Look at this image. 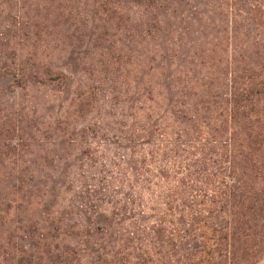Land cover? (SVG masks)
I'll list each match as a JSON object with an SVG mask.
<instances>
[{
	"label": "trees",
	"instance_id": "1",
	"mask_svg": "<svg viewBox=\"0 0 264 264\" xmlns=\"http://www.w3.org/2000/svg\"><path fill=\"white\" fill-rule=\"evenodd\" d=\"M114 74L126 190L95 251L48 150ZM0 264H264V0H0Z\"/></svg>",
	"mask_w": 264,
	"mask_h": 264
},
{
	"label": "rangeland",
	"instance_id": "2",
	"mask_svg": "<svg viewBox=\"0 0 264 264\" xmlns=\"http://www.w3.org/2000/svg\"><path fill=\"white\" fill-rule=\"evenodd\" d=\"M60 68H65L60 65ZM75 76V75H74ZM112 81H107L94 100L95 108L86 118L88 130L85 138L77 145L66 147H54L48 151L58 156L53 162V171H46L48 188H53L55 193H60V188L65 184L64 180H71L66 186L65 198L70 194H78L84 188L89 191L94 210L98 213L92 218V240L95 243L94 250L98 251L101 244L107 246L114 236L113 232L121 228V191L123 187V175L125 165L121 161V155L125 149L121 146V94L119 92L111 96L110 87L119 90L121 78L112 75ZM19 94H15L18 96ZM80 121L77 124H81ZM78 173L84 176L81 183ZM62 195V194H61ZM44 198V197H43ZM49 203V211H54L52 200ZM62 212L72 216L77 212L78 204L70 207L66 201H61ZM77 207V208H76ZM80 209V208H79ZM105 225L106 231L101 232ZM93 250V251H94ZM94 251V252H95Z\"/></svg>",
	"mask_w": 264,
	"mask_h": 264
}]
</instances>
